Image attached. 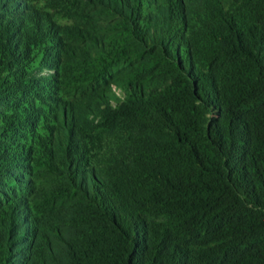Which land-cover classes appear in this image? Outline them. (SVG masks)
<instances>
[{
	"label": "trees",
	"instance_id": "16d2710c",
	"mask_svg": "<svg viewBox=\"0 0 264 264\" xmlns=\"http://www.w3.org/2000/svg\"><path fill=\"white\" fill-rule=\"evenodd\" d=\"M150 26L151 84L77 120L110 137L100 165L63 132L42 211L3 197L0 264H264V0H165Z\"/></svg>",
	"mask_w": 264,
	"mask_h": 264
},
{
	"label": "rangeland",
	"instance_id": "374dc122",
	"mask_svg": "<svg viewBox=\"0 0 264 264\" xmlns=\"http://www.w3.org/2000/svg\"><path fill=\"white\" fill-rule=\"evenodd\" d=\"M164 2L140 0V16L135 9L129 18L107 0H0V157L11 159L3 175L16 172L0 182V206L3 197L44 201L65 170L55 154L58 137L66 142L73 134L90 150L88 168L100 165L98 141L110 137L97 123L91 130L77 120L93 111L94 97L113 108L127 84H151L146 66L158 63L146 59L150 48L138 32L151 28ZM29 206L33 214L43 209Z\"/></svg>",
	"mask_w": 264,
	"mask_h": 264
}]
</instances>
